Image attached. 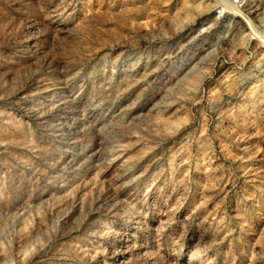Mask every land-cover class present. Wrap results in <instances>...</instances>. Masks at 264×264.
Returning a JSON list of instances; mask_svg holds the SVG:
<instances>
[{
	"label": "rangeland",
	"instance_id": "1",
	"mask_svg": "<svg viewBox=\"0 0 264 264\" xmlns=\"http://www.w3.org/2000/svg\"><path fill=\"white\" fill-rule=\"evenodd\" d=\"M231 1L0 0V264H264V47Z\"/></svg>",
	"mask_w": 264,
	"mask_h": 264
},
{
	"label": "built area",
	"instance_id": "2",
	"mask_svg": "<svg viewBox=\"0 0 264 264\" xmlns=\"http://www.w3.org/2000/svg\"><path fill=\"white\" fill-rule=\"evenodd\" d=\"M227 15L231 25H238V30L246 39L264 47V13L254 15L252 5L247 0H232Z\"/></svg>",
	"mask_w": 264,
	"mask_h": 264
}]
</instances>
